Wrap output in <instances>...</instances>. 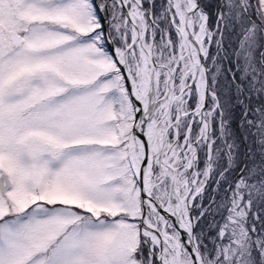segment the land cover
I'll return each mask as SVG.
<instances>
[{
    "label": "snow or ice",
    "instance_id": "obj_1",
    "mask_svg": "<svg viewBox=\"0 0 264 264\" xmlns=\"http://www.w3.org/2000/svg\"><path fill=\"white\" fill-rule=\"evenodd\" d=\"M0 264H264V0H0Z\"/></svg>",
    "mask_w": 264,
    "mask_h": 264
}]
</instances>
